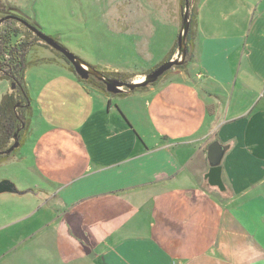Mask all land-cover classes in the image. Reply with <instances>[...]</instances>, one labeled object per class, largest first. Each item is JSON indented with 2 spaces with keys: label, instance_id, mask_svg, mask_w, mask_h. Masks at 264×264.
Masks as SVG:
<instances>
[{
  "label": "crops",
  "instance_id": "crops-1",
  "mask_svg": "<svg viewBox=\"0 0 264 264\" xmlns=\"http://www.w3.org/2000/svg\"><path fill=\"white\" fill-rule=\"evenodd\" d=\"M193 14L191 60L156 83L107 94L66 67L44 77L8 160L20 193L0 194L15 243L0 264H264V0H195Z\"/></svg>",
  "mask_w": 264,
  "mask_h": 264
},
{
  "label": "rangeland",
  "instance_id": "rangeland-1",
  "mask_svg": "<svg viewBox=\"0 0 264 264\" xmlns=\"http://www.w3.org/2000/svg\"><path fill=\"white\" fill-rule=\"evenodd\" d=\"M176 1L0 0V41L3 39L5 29L12 28L18 31V39L29 43L24 77L27 74L30 106L38 110L36 104L42 100H36V90L48 92L49 87H42L44 77L52 75L54 80L57 76L71 77V74L62 68H69V64L63 60L60 52L47 45L19 20L13 17L7 18L8 16H17L26 20L99 71L114 73L116 74L114 78L131 82L141 79L153 68L152 66L162 60L165 53L176 42L182 26L185 0L178 2V27L173 18L177 9ZM190 1L191 14L195 0ZM176 55L177 51L174 56ZM7 58L5 54L0 55V101L4 94L15 92L18 87L15 83V88H11L12 81L3 78L7 75V67L1 65ZM55 81L60 80L58 78ZM86 85L92 86L90 83ZM57 95L62 94L59 92ZM134 99L132 98L131 107L140 104V99ZM59 109L65 111L62 107ZM22 114L26 129V123L32 114L29 109ZM37 115L39 116L35 111L34 118ZM36 124L39 123L36 122ZM25 129L21 128L19 139H23ZM30 142V138H27L20 149L25 152ZM12 143L13 138H10L8 145ZM18 151L19 149H16L10 152L7 158H0V180L15 178L8 169V160ZM2 231L0 230V255L15 249V243L12 242L14 240H3L4 232ZM21 240L18 237V241Z\"/></svg>",
  "mask_w": 264,
  "mask_h": 264
},
{
  "label": "water",
  "instance_id": "water-1",
  "mask_svg": "<svg viewBox=\"0 0 264 264\" xmlns=\"http://www.w3.org/2000/svg\"><path fill=\"white\" fill-rule=\"evenodd\" d=\"M190 8L191 1L185 0L182 26L177 36V55L168 60L163 61L155 68H153L148 73L136 81H122L114 77H108L103 72L96 69L93 65L75 55L73 52L65 48L63 45L58 43L52 37L41 32L37 27L29 24L26 20L17 16L13 17L23 23L28 29H30L37 37L42 39L47 45L53 49L60 52L65 59L71 64L74 69L75 74L83 80L93 77L98 81H101L105 85L107 92L111 94H120L125 91H133L136 88L147 86L154 83L159 77H161L166 71L174 68L175 66L181 65L187 57V38L190 29ZM11 88H15V82L11 83ZM23 126V124H21ZM16 133L13 135V143L5 150L0 151V154H8L12 152L15 148L19 147V140ZM227 146L221 144L218 141H213L209 144L207 148V161L210 166L208 172V181L210 184L219 185L220 184V164L224 156ZM2 193H20L19 189L14 182L8 179L0 180V194Z\"/></svg>",
  "mask_w": 264,
  "mask_h": 264
},
{
  "label": "trees",
  "instance_id": "trees-1",
  "mask_svg": "<svg viewBox=\"0 0 264 264\" xmlns=\"http://www.w3.org/2000/svg\"><path fill=\"white\" fill-rule=\"evenodd\" d=\"M193 23H194V14L192 10L190 14L189 35L187 38V57L186 60L177 67L185 66L188 60H191L192 58V55L190 53L192 48L190 37H191V30ZM28 33L31 32L28 31ZM17 34L18 31L16 29H12V28L5 29V32L2 35L3 39L2 41H0V53H1L0 55L5 54L6 56H8L7 59H4V63L1 65L3 67L4 66L7 67V75L3 76V78H6L18 84V87H16L17 89H15V92L4 94L0 101V151L7 149L11 145V144L8 145L9 139L13 138V135L16 133L17 129H19L17 132V136L20 135L19 132L21 128L25 129V122H24L25 119L24 118L22 119L21 115L23 116L22 113L25 110H28L30 107V102H29L30 97L27 91V87L25 86L24 83V72L27 66L26 55L27 52L29 51L30 45L26 40L18 39ZM176 51H177V42L175 43V45H173L165 60L170 59ZM61 57L69 64L68 66L70 71H72V73L75 74L74 69L70 65V63L65 59L63 55H61ZM153 68H151L149 71H151ZM149 71H147L146 73H148ZM103 73L108 77L116 76V74L111 72L110 73L103 72ZM75 76L78 81L83 83H90L92 84V86L102 90L107 94H110L109 92L106 91L103 82L98 81L93 77H90L87 80H83L80 77H78L76 74ZM158 80H156L154 83H156ZM144 87L145 86L136 89H140ZM17 114L19 115L20 118L18 117ZM21 124H23V127L21 126ZM18 140L20 141L19 138ZM3 156H0V158H2Z\"/></svg>",
  "mask_w": 264,
  "mask_h": 264
},
{
  "label": "flooded vegetation",
  "instance_id": "flooded-vegetation-1",
  "mask_svg": "<svg viewBox=\"0 0 264 264\" xmlns=\"http://www.w3.org/2000/svg\"><path fill=\"white\" fill-rule=\"evenodd\" d=\"M89 78H90V77H89ZM3 155H6V154H3ZM3 155L0 154V156H3Z\"/></svg>",
  "mask_w": 264,
  "mask_h": 264
}]
</instances>
